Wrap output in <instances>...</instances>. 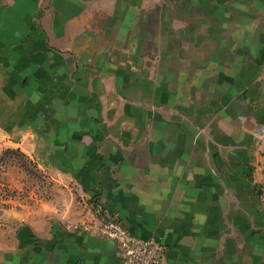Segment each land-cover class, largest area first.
<instances>
[{
    "label": "crops",
    "instance_id": "0c3cea01",
    "mask_svg": "<svg viewBox=\"0 0 264 264\" xmlns=\"http://www.w3.org/2000/svg\"><path fill=\"white\" fill-rule=\"evenodd\" d=\"M262 130L264 0H0V137L165 264H264ZM0 264L122 263L37 221Z\"/></svg>",
    "mask_w": 264,
    "mask_h": 264
},
{
    "label": "rangeland",
    "instance_id": "374dc122",
    "mask_svg": "<svg viewBox=\"0 0 264 264\" xmlns=\"http://www.w3.org/2000/svg\"><path fill=\"white\" fill-rule=\"evenodd\" d=\"M261 155L264 158V144ZM0 137V248L37 221L68 226L86 218V200Z\"/></svg>",
    "mask_w": 264,
    "mask_h": 264
},
{
    "label": "built area",
    "instance_id": "2783aa9c",
    "mask_svg": "<svg viewBox=\"0 0 264 264\" xmlns=\"http://www.w3.org/2000/svg\"><path fill=\"white\" fill-rule=\"evenodd\" d=\"M257 139L259 144H264V130L258 132ZM257 192L264 212V183L258 186ZM86 207L88 216L68 226V230L115 243L122 264H165L167 247L161 240L133 235L116 213L109 212L94 200H90Z\"/></svg>",
    "mask_w": 264,
    "mask_h": 264
},
{
    "label": "trees",
    "instance_id": "16d2710c",
    "mask_svg": "<svg viewBox=\"0 0 264 264\" xmlns=\"http://www.w3.org/2000/svg\"><path fill=\"white\" fill-rule=\"evenodd\" d=\"M19 151V150H18Z\"/></svg>",
    "mask_w": 264,
    "mask_h": 264
}]
</instances>
